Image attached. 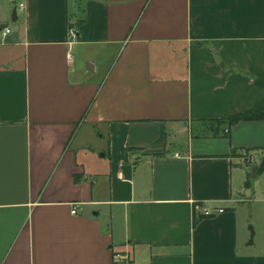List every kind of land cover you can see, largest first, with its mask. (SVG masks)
I'll return each instance as SVG.
<instances>
[{"label": "crops", "instance_id": "crops-1", "mask_svg": "<svg viewBox=\"0 0 264 264\" xmlns=\"http://www.w3.org/2000/svg\"><path fill=\"white\" fill-rule=\"evenodd\" d=\"M22 1L0 0V264H264V119L213 124L264 108V0Z\"/></svg>", "mask_w": 264, "mask_h": 264}, {"label": "built area", "instance_id": "built-area-1", "mask_svg": "<svg viewBox=\"0 0 264 264\" xmlns=\"http://www.w3.org/2000/svg\"><path fill=\"white\" fill-rule=\"evenodd\" d=\"M17 3V8L19 11H24L26 10V3L23 2L22 0H15ZM11 30L9 28L6 29L5 32H3V35H6L8 33H10ZM69 35L71 37V39H75L77 38V31L74 29H70L69 31ZM255 158L257 159V156L254 154H251L249 152L244 151L243 154V159L246 163L251 164L255 161ZM78 208H79V204L78 203H73L72 206V213L73 214H77L78 213ZM197 208H199L200 213L204 216H213L219 213H223L225 211L224 208L222 207H215V206H211L209 205L208 202H204L202 204H198ZM118 258L120 260H123L122 258H126L125 256H121L120 254L118 255Z\"/></svg>", "mask_w": 264, "mask_h": 264}, {"label": "trees", "instance_id": "trees-1", "mask_svg": "<svg viewBox=\"0 0 264 264\" xmlns=\"http://www.w3.org/2000/svg\"><path fill=\"white\" fill-rule=\"evenodd\" d=\"M264 119V108L260 109V110H252L246 113H241V114H236L233 116H230L228 118H223V119H219L213 122V124H216V129L214 130L215 135L218 134V127L220 126H231L234 125L240 121H244V120H261ZM263 152H264V148H262ZM248 152L250 150H247ZM264 171V155L261 158L260 164L257 166L256 168V172L258 174L262 173ZM250 186V182H247V187ZM196 224V221H195Z\"/></svg>", "mask_w": 264, "mask_h": 264}, {"label": "rangeland", "instance_id": "rangeland-1", "mask_svg": "<svg viewBox=\"0 0 264 264\" xmlns=\"http://www.w3.org/2000/svg\"><path fill=\"white\" fill-rule=\"evenodd\" d=\"M18 13H19V15L21 14V11H19L18 10ZM84 130H86V129H84ZM83 130V131H84ZM82 137V134H80L78 137H77V139H76V141H75V143L76 142H78V139H80ZM92 142V146H91V149H90V155L92 156V166L94 165V164H101V159H100V156H102V154L103 153H101V152H99V150L96 148V145H98L99 144V139H97V138H92V140H91ZM82 141H80L79 143H81ZM81 145H79L78 147H80ZM99 152V153H98ZM84 153V152H83ZM257 162V159L255 158V161L253 162V163H251L252 165L253 164H255ZM246 178H247V180H249V179H251V180H254L253 178H252V176H249V175H247L246 176ZM251 225L254 227V229H255V224H253V223H251ZM253 229V230H254ZM258 239H259V235L257 236V241H258ZM129 262H119V264H128Z\"/></svg>", "mask_w": 264, "mask_h": 264}, {"label": "water", "instance_id": "water-1", "mask_svg": "<svg viewBox=\"0 0 264 264\" xmlns=\"http://www.w3.org/2000/svg\"><path fill=\"white\" fill-rule=\"evenodd\" d=\"M17 12H18V8H17V6H15L14 11H13L14 20H15L16 17H17ZM250 228H251V231H252V235H251V237L253 238L255 232H254L252 226H251Z\"/></svg>", "mask_w": 264, "mask_h": 264}]
</instances>
